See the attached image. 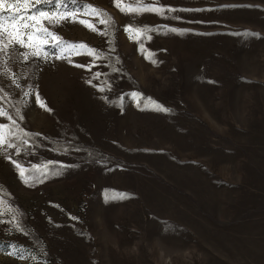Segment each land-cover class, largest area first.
Here are the masks:
<instances>
[{
  "label": "rangeland",
  "instance_id": "374dc122",
  "mask_svg": "<svg viewBox=\"0 0 264 264\" xmlns=\"http://www.w3.org/2000/svg\"><path fill=\"white\" fill-rule=\"evenodd\" d=\"M78 2L114 19L110 35L68 22L56 31L72 43L115 49L92 68L103 74L93 84L107 80L111 89L99 92L87 83L92 73L66 61L39 71L9 61L21 87L38 84L52 111L34 97L25 107L28 98L3 78L11 95L0 107L41 135L29 140L35 147L20 145L21 155L0 153V264H34L9 255L13 245L41 264H264V0H151L176 11L134 21L116 0ZM130 23L162 31L137 41L123 30ZM132 92L141 93V107L151 98L171 112L141 110ZM104 96L126 100L121 107ZM6 155L28 169L63 166L62 174L29 186ZM106 192L130 198L107 201ZM5 205L26 234L11 227Z\"/></svg>",
  "mask_w": 264,
  "mask_h": 264
},
{
  "label": "snow or ice",
  "instance_id": "6c2138e0",
  "mask_svg": "<svg viewBox=\"0 0 264 264\" xmlns=\"http://www.w3.org/2000/svg\"><path fill=\"white\" fill-rule=\"evenodd\" d=\"M116 7L122 13L130 14L133 21L144 13H155L164 16L166 12L176 11L172 7L154 5L151 3V0H148V2L136 0L134 5L124 4L122 0H116ZM3 13L8 14L3 15ZM82 17H92L98 20V23L103 25L104 29L99 30L91 20ZM173 19H179V17H173ZM65 22L79 23L93 32H99L102 36H109L110 32L108 29L114 24V19L107 12L98 9L92 4L78 2V0H0V93L3 94L0 99H6L11 95L4 91L3 78H7L15 85V88L21 90L23 97L28 98L23 102L25 107L31 103V98L34 97L35 104L41 109L49 112L52 111L45 99L40 95L38 84H29L27 85V89L21 87L17 74L10 67L9 61L13 58H15L14 62L16 63L30 62L29 67L36 69V71L41 70V66L50 61H66L69 65L76 68H85L88 72L92 73L87 83L93 87H97L99 92L110 91L111 84L107 80H104L101 86L93 84V81L100 80L103 74L99 71L92 72V68L97 67V62L99 61L111 60L109 52L115 51V49L111 48L109 52H105L86 43H72L65 40L56 31ZM123 30L128 33L130 39L137 41L142 38L151 40V34L162 31L155 26L136 25L134 23H130ZM163 31L165 34L183 35L187 30L165 28ZM244 35L250 37L256 36L255 33L251 32H246ZM80 56L89 57L90 62L87 64L74 62L75 58ZM151 62L154 64L158 63L156 59H152ZM116 63H119V57L116 58ZM109 66L113 72H119L115 64H110ZM33 78H37L35 73L33 74ZM102 98L109 103H118L121 107L124 106L126 100L124 96L117 97L116 101H112L107 96ZM130 99L141 110L150 108L160 113L171 112V109L155 102L151 98H148L147 102L141 107L144 98L139 92H132ZM17 103H20V101H17ZM15 116L20 120L24 119L19 108L16 109ZM0 118H6L7 121L11 122V126L8 123H0V153L7 154L9 149H15L16 155H21L22 153L19 150L20 145H29L30 139L35 140L41 135L40 133L24 131L17 125V120L13 115L2 107H0ZM29 146L35 147L34 144ZM6 158L12 161L18 170L19 176L29 186L33 183H43L50 174L57 176L62 174L63 166L53 170L49 164H42L33 165L31 169H28L16 160H12L11 155H6ZM129 198V195L125 193H105L107 201L126 200ZM3 204L4 202L0 201V205ZM5 207L7 206L5 205ZM7 211L12 213L11 227L16 231H22L26 234V229L15 214V211L11 207H7ZM3 215L4 212L0 211V216ZM168 230L173 231L174 229L169 227ZM11 247L12 251L8 253L9 255L16 256L21 260L32 259L34 264H41L28 249L16 245Z\"/></svg>",
  "mask_w": 264,
  "mask_h": 264
}]
</instances>
